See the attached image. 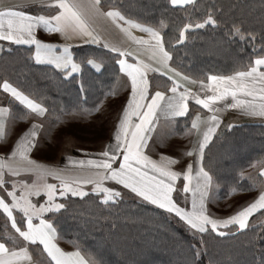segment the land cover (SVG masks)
Here are the masks:
<instances>
[{"label": "snow or ice", "instance_id": "6c2138e0", "mask_svg": "<svg viewBox=\"0 0 264 264\" xmlns=\"http://www.w3.org/2000/svg\"><path fill=\"white\" fill-rule=\"evenodd\" d=\"M37 2L26 0L21 4H9L0 0V41L34 49L35 63L53 66L64 80L81 73V65L86 64L99 72L102 64L97 60L102 61L105 56L114 59L119 72L130 81V93L126 103L121 105L108 143L102 145V150L85 153L87 159L66 158L69 164L88 168V176L74 177L67 173V165L65 168L47 167L30 159L28 153L35 145L39 131L35 123L19 134L5 156H0V212L6 215L14 230L12 235L0 237V264H20L22 256L28 254L27 247H20L23 242L39 246L48 258L47 264H97L95 260L85 259L80 250L65 251L55 242L60 220L73 207V198L98 201L97 207L100 208L119 207L126 196L131 197L133 203L139 199L179 218L192 231L194 238L199 237L198 243L202 245L213 233L224 237L244 234L246 229L254 232L250 218L264 211V190L234 214L217 217L207 207L213 176L202 161L205 149L221 123L220 113L224 109L240 108L250 115L264 117V44L244 70H234L230 75L209 74L205 83L203 79H194L171 66L169 61L173 60V55L166 50L159 30L125 14L116 4L106 5L104 0H39L47 14L24 10ZM167 2L174 8H182L192 0ZM101 20L126 34L138 47L130 49L111 43L108 29L101 25ZM217 24L218 20L208 12L199 22L184 24L177 42L185 40L188 29H200L206 25L215 27ZM38 29L59 33L65 43L45 42L38 38ZM134 30L147 33L148 39L134 36ZM231 31L241 40L245 39L241 27L234 26ZM249 38L254 40L255 36L250 34ZM69 41L98 46L107 52L101 56L93 50L88 55L96 59H88L85 55L77 63L73 50L79 45ZM141 49L150 53L147 59L142 57ZM11 51V48L0 47V53L10 55ZM253 51L255 54V49ZM129 57L135 62H130ZM150 72L167 78L163 90L160 85L151 83L157 77L150 78ZM189 85H198V90L193 91ZM0 89L23 107L24 111L19 113L21 118L30 114L43 116L48 111L42 100L38 102L36 97L26 94L19 84L8 78L2 79ZM80 90L84 91L83 83ZM190 102L207 113L202 116L197 112L192 118L191 130H195L197 139L186 155L193 160L187 163L185 170L177 171L172 167L177 160L164 155L160 160H154L148 153L153 152L156 143L153 133L160 114L173 118L188 116ZM6 112L0 108V114ZM6 135L4 120L0 119V139ZM17 159L24 162L23 167L16 163ZM21 171L34 173L37 179L31 184L11 179L18 177ZM48 177L56 183H49ZM181 177L182 187L177 184ZM105 182H113V186ZM84 185H91L90 190ZM116 185L122 188L118 189ZM33 197H42L43 202H33ZM14 213L19 214V219ZM46 214H50L49 218H45ZM261 242L264 237L254 235L249 239V246L255 247ZM190 249L194 260L202 255L196 245H190ZM260 264H264V257Z\"/></svg>", "mask_w": 264, "mask_h": 264}, {"label": "trees", "instance_id": "16d2710c", "mask_svg": "<svg viewBox=\"0 0 264 264\" xmlns=\"http://www.w3.org/2000/svg\"><path fill=\"white\" fill-rule=\"evenodd\" d=\"M104 3L116 4L125 14L157 28L166 50L172 52V66L194 79L205 81L209 74L230 75L234 70H244L264 44V0H194L182 8H174L167 0H104ZM208 12L218 20L217 26L188 29L185 40L178 43L184 24L199 22ZM234 26L241 27L244 40L231 31ZM250 34L255 36L254 40L249 38ZM93 50L101 56L106 53L94 47L77 48L76 61L79 63L85 55L96 59L88 55ZM97 63L102 64L101 71L85 64L81 65L79 75L64 80L57 70L36 65L27 49L14 48L10 55L0 57V82L8 78L19 84L26 94L44 102L50 117L57 118L68 111L94 109L112 91L119 75L115 60L105 56ZM81 83L84 91L80 90ZM3 93L0 89V99L16 109L18 106L10 99L7 101ZM262 164L264 123L250 120L225 127L207 149L204 160L223 198L254 191L255 183L246 172ZM97 203L73 198V207L61 218L57 235L98 264H158V259L168 264H260L264 257V242L249 246L254 235L264 237V211L250 218L254 232L246 229L244 234L224 237L213 233L202 245L198 243L199 237L188 233L174 216L149 204L125 200L116 208H100ZM4 217L0 212V219ZM3 232L6 231L0 225V237H5ZM190 245L202 250L196 260ZM159 246L162 248L157 252L146 253ZM30 251L38 264H47L48 258L39 246L31 245ZM136 254L144 256L133 261L131 257Z\"/></svg>", "mask_w": 264, "mask_h": 264}, {"label": "crops", "instance_id": "0c3cea01", "mask_svg": "<svg viewBox=\"0 0 264 264\" xmlns=\"http://www.w3.org/2000/svg\"><path fill=\"white\" fill-rule=\"evenodd\" d=\"M6 2L9 4H21V3H25L26 0H6ZM193 2L194 0H192V3ZM192 3L188 5H191ZM24 10L29 11L33 14L38 12H43L44 14H47V10L41 7L39 0L37 3L31 4L29 7L25 8ZM100 23L101 25H103L108 29L107 36L111 43L116 44L117 46H123L130 49H136L138 47L126 34L122 33L118 29H114L111 26L107 25V23L103 20H101ZM133 35L136 37H144L145 39H148L147 33H143L138 30H134ZM160 35L162 37L161 33ZM37 36L38 38L43 39L45 42L55 43V44L65 43L64 38L59 33H47L44 32L43 29H38ZM69 43L78 44L79 46L76 47L75 49L87 46V47L98 48L100 50H103L104 52H107L106 49H102L94 45L79 44L78 41H69ZM0 47H3L5 49L11 48L12 50H14V48L27 49L29 51V54L33 62L35 63L33 56L34 49L29 50L28 46L15 45L7 41H0ZM75 49L73 50L74 59H75V53H74ZM2 55L4 54L0 53V57ZM141 55L143 58L147 59L150 53H146L143 49H141ZM128 59L130 62H135V60L132 57H129ZM35 64L42 66H49L54 69V67L51 65L37 64V63ZM169 64L172 66L171 61H169ZM116 66L119 72V67L118 65ZM79 74L80 73H77L76 75ZM148 75L150 78L153 76L157 77L156 79L151 80V83L153 85H160L161 86L160 90H163V86L165 85L167 78L160 77L158 73L150 72ZM205 83H207V79L205 80ZM189 86L192 87L193 91L198 90V85H189ZM129 93H130V81L125 74L119 72V75L114 83L112 91L107 93L102 98L101 103L99 104V109H97L96 107L94 109L85 108L76 112L68 111L62 113L57 118L50 117L48 112H46L43 116H35V114H30L27 117L21 118L19 116V113L24 111L22 106H20L17 102H14L18 106L16 109H14L6 102L0 101V108H4L7 110L6 113L0 114V119L4 120L6 132H7L6 137L0 139V156H5L7 152L10 151L11 147L15 145L16 141L19 138V134L22 131L27 130L33 123H35L39 126V131L36 137V143L33 146L32 150L28 153L29 158L34 160L37 164H41L47 167L65 168V166L67 165L66 167L67 173L74 177L88 176L90 174L88 168H82L79 165L69 164L66 158L73 157L75 159H87L89 157L85 156V153H98L100 151L98 150V148H102V145H106L108 143V137L110 132L112 131V124L116 120L119 111L121 110L122 103H126V97L129 95ZM197 112H200L201 115L203 116L204 114L207 113V110L202 109L200 106H194L190 102V109L188 116L173 118L163 113L160 114V119L157 123L156 131L153 133V139L156 141V143L155 145H153V152L148 153L149 155L152 156V159L160 160L161 155L170 156L173 159L177 160V164L172 165L174 170L183 171L186 169L187 163L192 162L193 160V157L186 155V153L192 150L193 144L197 139L195 130H191V120L196 115ZM220 117H221V123L216 133L214 134L212 141H210L209 146L205 149V153L207 149L210 147V145L214 142L215 138L219 135V133L229 124L239 125L246 120L264 123V117L250 115L240 108L224 109L220 113ZM43 123H45L46 126L49 125L50 128L53 127L57 128V130L61 132L62 136H66V142L60 143L59 145H55V146L49 145V147L47 148L38 146L39 144L37 142L39 136L41 134V131L44 129V127H42ZM70 136L78 137L79 141H77L76 143L78 145L80 141H82L83 139L82 136H86L84 142L87 140V136H92L95 139L98 138V140L94 142L93 146L83 145L81 146L82 148H77L75 145L72 144ZM149 143L151 144L152 141L150 140ZM85 147L88 148L91 147L92 149H88V148L84 149ZM205 153H204V159L202 161L203 164L205 160ZM16 163L19 166L23 167V163H24L23 161L17 159ZM258 169H259L258 177L260 180H263V185H264V172H262V170H264V164L258 166ZM23 174L28 175L25 176L28 178L27 179L28 181H26V183L31 184L35 180L36 175L34 173L24 172V171H21L20 175L18 177H13V179L21 180L20 177L23 176ZM31 177L34 178L31 180ZM6 179H8L7 175H6ZM111 183L113 184V182ZM182 183L183 181L181 177V179L177 181V184L181 186ZM258 190L256 189L250 192L235 193L232 196L235 197L237 195L243 194L244 197L245 194H251V193L255 194L254 192ZM214 192H216L220 196L218 192V188L216 187L213 181V186L209 189V198L211 194ZM57 237L59 236L57 235ZM30 246L31 245L27 246L28 254L26 256H22L20 264H38L37 260L33 257L30 251Z\"/></svg>", "mask_w": 264, "mask_h": 264}, {"label": "rangeland", "instance_id": "374dc122", "mask_svg": "<svg viewBox=\"0 0 264 264\" xmlns=\"http://www.w3.org/2000/svg\"><path fill=\"white\" fill-rule=\"evenodd\" d=\"M3 91V90H2ZM4 98H6L7 101L12 100V98H9L10 96L7 93H3ZM0 101H3L2 99H0ZM15 102V101H13ZM42 127H44V129L41 131V134L39 136L38 139V146L41 147H49V145H59L60 143H65L66 142V136H62L61 132H59V130H57V128H50L49 125L46 126L45 123L42 124ZM80 137V136H79ZM86 136H82V141H80L79 145L76 144L78 140V137L76 136H70V139L72 141V144L75 145L77 148H82L81 146L83 145H89V146H93L94 142L96 140H98V138H94L92 136H87V140L84 142ZM74 147V148H76ZM88 147H85L84 149H87ZM88 149H92L91 147ZM98 150H102V148H98ZM258 166H254L251 168V170H248V172H246V175L248 176V178H250L251 181H254L255 183V190L259 189L258 191L254 192L255 194L251 193V194H245V196L243 197V194L241 195H237V196H232V197H225L223 198L222 196H219L216 192L212 193L208 202H207V207L210 209V211L217 217H225L227 215H231L234 214L235 211H239L241 207L246 206L248 203L252 202L253 199L257 198L260 194V192L262 190H264V185H263V180L258 181V183L256 182L258 179V175H259V171H258ZM28 175L23 174V176H21V180H24L25 182L28 181L27 177ZM8 177V176H7ZM81 177V176H80ZM9 178V177H8ZM34 177H31V180ZM11 179H13V177H11ZM37 179V177L35 176V180ZM49 183H56V181L52 178V177H48L47 178ZM259 180V179H258ZM108 186H113V184L111 182H105ZM86 190H90L91 185H84ZM116 187L118 189L122 188V186L116 185ZM182 187V185H181ZM254 187V186H253ZM125 192H127L125 190ZM134 195V194H132ZM252 195V196H251ZM33 202H43L42 197H33ZM125 199H127V201H132L131 197L126 196ZM62 202V201H61ZM133 202V201H132ZM140 202L139 199L136 200V203ZM142 202V201H141ZM181 204L183 205V201H181ZM152 206V205H151ZM165 212V211H164ZM168 215L174 216L172 214H169L167 212H165ZM5 215V214H4ZM14 215H17V219H19V214L18 213H14ZM49 214H46L45 218L48 217ZM175 221H177L180 225H183L186 230L188 231V233L192 234V231L189 230V228L184 224V222L180 221L179 218L174 217L173 218ZM0 225L1 228H3V232L4 234L7 235H12L14 233V230L11 228V224L10 222L7 220V217L5 215L4 218L0 219ZM59 247H61L63 250L65 251H76L79 250L77 249L75 246H73L72 244H70L69 242L62 240V238L59 236L57 237L56 241H55ZM29 244H27V242H23L20 244V246L24 247V246H28ZM162 248V246L158 247V248H153V249H149L148 254L151 253H155L158 251V249ZM178 255H180L179 250L177 251ZM81 254L85 257V259H91L94 260L91 256L89 255H85L81 252ZM144 256V254H136L135 257H131L132 260L134 261L135 259H138L139 257ZM174 259V258H173ZM175 260V259H174ZM170 261V260H168ZM171 262V261H170ZM98 264V263H97ZM127 264H131V262H128ZM158 264H168L167 261H164L163 259H158Z\"/></svg>", "mask_w": 264, "mask_h": 264}]
</instances>
